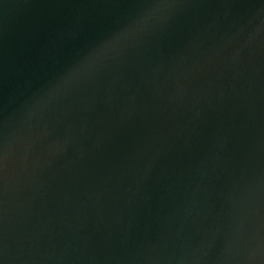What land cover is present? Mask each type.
Here are the masks:
<instances>
[{
  "label": "water",
  "instance_id": "95a60500",
  "mask_svg": "<svg viewBox=\"0 0 264 264\" xmlns=\"http://www.w3.org/2000/svg\"><path fill=\"white\" fill-rule=\"evenodd\" d=\"M0 264H264V0H0Z\"/></svg>",
  "mask_w": 264,
  "mask_h": 264
}]
</instances>
